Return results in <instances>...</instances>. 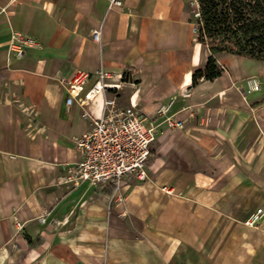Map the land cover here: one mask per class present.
<instances>
[{"label": "crops", "instance_id": "0c3cea01", "mask_svg": "<svg viewBox=\"0 0 264 264\" xmlns=\"http://www.w3.org/2000/svg\"><path fill=\"white\" fill-rule=\"evenodd\" d=\"M206 57L183 0H0V264H264V114L241 95V58L189 88ZM77 71L79 100L99 72L114 87L88 113L109 100L156 127L148 180L124 177L110 208L108 186L57 183L87 125L64 105Z\"/></svg>", "mask_w": 264, "mask_h": 264}, {"label": "built area", "instance_id": "2783aa9c", "mask_svg": "<svg viewBox=\"0 0 264 264\" xmlns=\"http://www.w3.org/2000/svg\"><path fill=\"white\" fill-rule=\"evenodd\" d=\"M107 11L120 10L122 0H105ZM91 39L96 42L98 32H91ZM25 47L30 44L27 40L13 38L14 45ZM14 47V46H13ZM106 74L97 73V79L79 100L84 83L87 79L85 72H74L65 82L64 105L76 104L81 116L86 119L84 131L74 138L73 144L78 154V160L65 166L64 173L57 178V183L69 188H77L82 183L89 186H108L111 188L108 197V208L114 204H122L124 196L120 192L121 181L130 177L137 181L147 180L145 167L150 155V146L155 139L156 127L142 126L143 118L132 109L125 108L113 111L112 101H101V114L97 117L86 111L87 103H91L104 89L114 90L113 86L103 84ZM249 92H256L258 84L255 80L248 81ZM106 107H108L106 111ZM105 111V113L103 112ZM170 129H180V121L172 118L164 119ZM123 216V214H121ZM261 217V210L251 214L243 226L255 228ZM42 222V219H39Z\"/></svg>", "mask_w": 264, "mask_h": 264}, {"label": "trees", "instance_id": "16d2710c", "mask_svg": "<svg viewBox=\"0 0 264 264\" xmlns=\"http://www.w3.org/2000/svg\"><path fill=\"white\" fill-rule=\"evenodd\" d=\"M183 8L194 40L207 50L204 66L190 75L189 88L220 77V57L264 63V0H183Z\"/></svg>", "mask_w": 264, "mask_h": 264}, {"label": "rangeland", "instance_id": "374dc122", "mask_svg": "<svg viewBox=\"0 0 264 264\" xmlns=\"http://www.w3.org/2000/svg\"><path fill=\"white\" fill-rule=\"evenodd\" d=\"M12 51L15 52V48ZM241 59H243V58H241ZM234 61H236V63L238 64V66L241 69L243 68L244 70H247L249 72L248 77L243 79L242 84H241V88H242L241 89V95H242V97L243 98L248 97V99H251L252 102H254V104H255L254 105L256 107L255 111L258 113L261 112V114L262 113L264 114V67L262 69V67H261L262 65L260 64L259 61H253V60H248V59L234 60ZM220 65L223 67V70L226 69V67L229 68V66L232 65L231 58L223 60L222 63H220ZM250 79L255 80L258 84V90L256 92H249L248 81ZM174 121H176V120H174ZM142 126L144 128H148V122L142 121ZM168 129H170V128H168ZM154 142H155V139L150 146V152L153 151ZM150 155H149V157H150ZM148 161H149V158H148ZM145 171H147V164L145 167ZM147 180H148V178H147ZM162 251L164 252L165 250H162Z\"/></svg>", "mask_w": 264, "mask_h": 264}]
</instances>
